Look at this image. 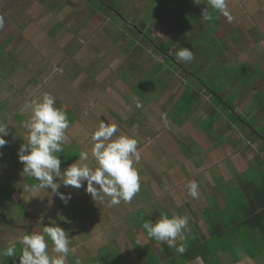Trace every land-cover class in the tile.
Masks as SVG:
<instances>
[{
	"label": "rangeland",
	"instance_id": "obj_1",
	"mask_svg": "<svg viewBox=\"0 0 264 264\" xmlns=\"http://www.w3.org/2000/svg\"><path fill=\"white\" fill-rule=\"evenodd\" d=\"M229 1L227 0L228 5ZM233 3L236 8L228 7L233 17L229 22L227 18L211 9L207 5V0H201L200 4L194 3L193 0H161L160 2L158 0H0V17L3 18V26L0 27V121L6 122L10 128V135L5 137L8 143L0 149V152L9 158L11 151L16 152L15 150L25 142L23 138L28 135V130L24 127V122L31 116L30 110H26L25 105L33 99L42 98L45 93L53 92L56 106L69 105L74 116L77 117L75 119L68 116L70 127L67 134L75 139L79 150L90 153L93 146L91 133L98 128L102 117L106 116L102 111L98 114L101 119L96 118L93 112L95 105L92 104L96 100V95L100 93L99 89L108 86L109 90H113L110 101L119 106L125 103L127 107L131 106L130 110L144 113L142 115L144 121L150 122L151 130H154V133H151L149 129L138 127L136 123L126 125V128L118 126V133L131 137H134V134L141 136L134 137L138 141L137 148L141 156L139 162L134 164L141 177L140 185L148 183L149 173L153 172L155 175L156 170L159 175L162 167L168 170L173 168L175 171L171 172L170 179L174 192L167 193L168 204L172 206L169 205L168 210L174 215L188 216V227L183 232L185 238L193 232L197 233V227L195 229L190 223L199 222V225H202L203 220L206 222V219L212 218L216 205L231 206L234 204L230 201H239L229 192V187L233 184L240 185L243 178L252 175L256 177L257 161L264 156V0H233ZM102 4L105 6H99ZM93 6L100 7L101 10ZM205 8L212 13L214 17L212 21L202 19ZM186 20L189 21L188 24ZM43 23L47 25V35L37 34L35 30H31L32 27L43 28ZM81 30H84L88 36L79 34ZM68 31H72L71 36L67 34ZM46 41L50 43L57 41V44L64 42L63 45H67L69 51L73 52L75 49L80 52L79 56L73 58H86L88 64L92 60L103 68L102 80L77 81L78 86L81 87L78 96H88V111L84 108L87 102H82L83 98L79 101L74 100L77 94L75 85H72L73 89L60 84L53 87V82L42 81L40 85L35 86L37 89L32 95L28 91L25 98L19 95L25 87L27 88L29 82L26 79L14 80L16 82L13 81V84L11 78L23 71L24 61H29L35 55L36 49L40 47L37 43L41 45ZM79 41L84 44H80ZM104 44L108 46L102 50L104 53L101 54L100 51L95 56L96 48L104 47ZM182 47H188L194 53L192 61H177L176 53ZM89 50L94 53H89ZM167 56L172 57L175 62L172 58L171 62L165 59ZM110 58H113L114 62ZM112 73L117 77L116 81L113 80ZM30 87L33 89L31 85ZM209 88L215 92L223 90L220 95L224 97V101L219 102V99L211 101L210 92L205 93V89ZM194 92L200 95L201 105L193 109L192 114L184 112L185 101ZM133 97L139 98L143 105L141 108L136 107ZM225 101L232 106L227 108ZM101 102L103 103L102 99ZM217 102L221 107L216 108L219 106ZM108 104L112 105L111 102ZM213 109L216 112L211 113ZM233 111L240 118L233 117ZM15 112H18L16 117ZM21 115L24 117L23 124L16 129L14 122L19 120ZM109 119L108 116L105 117V120ZM231 121L234 122L233 127L227 129ZM206 124L214 126L209 132L210 135L203 132L202 137L199 126ZM152 136L158 137L157 140L154 139V143L146 139ZM218 138H221L220 142H225H222L220 147H218L220 145ZM188 142L194 144L189 145ZM184 153L192 158L186 159ZM227 155L239 156L241 165L243 161H247L248 165L243 166L241 174L245 173L249 164L252 165L241 179L239 175L231 176L229 164L224 160ZM169 156H172L173 162ZM214 156H221L222 161L214 165L213 163H217ZM70 157L64 153L60 159L66 161ZM2 159L0 157V165L4 162ZM176 161L174 167L173 163L175 164ZM18 162L19 158L13 164ZM84 163L89 165L93 163L95 166H91L96 167V162L91 158ZM20 165L21 169L14 166L17 168L14 170L0 167L1 187L5 184L15 185L12 179H19L18 174L23 169V164ZM219 165L221 170H218ZM259 167L264 168V164L263 166L262 163L259 164ZM212 168H215L214 177ZM193 180L199 184V197L195 199L188 195L186 187L187 183ZM215 180L219 182L217 186L219 189L213 192L210 191L212 190L210 185L213 186ZM257 182L262 183L258 179ZM35 183L37 181L33 178L26 177L23 186H31ZM83 187L86 189V184ZM83 187L80 189L71 187L70 190L59 191L65 194L79 193ZM25 191L24 196L20 198L21 202L25 200L27 204H37L44 211L47 222L54 220L53 222L56 221L61 226L57 219L60 212H57L53 219L48 220L50 215H53L51 209L54 206L60 209L62 228L67 230L71 227L73 230L71 231L74 232L69 236L70 248H73L75 253L79 252L78 257L84 254L80 257L85 260L83 264H183L189 259V253L183 256L177 251H172L176 249L171 250L166 243L157 242L155 239L153 243L152 238L139 224L141 213L137 214V219L132 211L125 212L123 214L125 219L123 218L121 222L117 220L121 229L119 234H125L126 239L121 238L124 241L120 242H114L113 239L104 240L100 244V246L104 245V248L100 249L99 242H95L90 232L89 235L86 232L89 229V220L87 223L82 222L85 221L86 215L89 219L102 217L101 222L93 226L94 229H100L109 223V218L105 214L109 210L111 217L115 219L116 214L118 215L116 212L118 206L104 204L106 201L109 204V197L97 199L96 201L101 204L97 206L91 195L84 190L80 193L81 197L65 205L58 195L51 194L50 189L42 190L41 194L32 193L26 187ZM140 191L143 192L142 188ZM44 194L47 200L43 198ZM12 197L11 195L10 198ZM52 199L57 202L54 206L48 205V202L54 204L51 202ZM135 199L134 196L131 202L121 201L120 208L128 210L127 207L134 204ZM2 204L0 195V206ZM208 204L210 210L205 217L202 212L208 208ZM3 205L4 208H0V250L8 246L5 234L8 235L10 229V236L13 234L11 240H16L17 255H19L22 245L20 247L17 238L36 230L33 229L32 220L27 218L40 214L37 209H30V214L26 208L22 212L12 199H7ZM178 208H181L182 213H177ZM222 211L228 220L241 219L246 213L228 206L226 211L224 209ZM76 212L79 213L76 219L79 223L78 228L71 225L69 218ZM168 216L171 218L172 215ZM20 221L23 223L18 224L17 222ZM37 225L39 226L37 230L43 228V224ZM135 225L140 230L135 231ZM204 235L205 233H202L198 236ZM111 237L114 236L111 234ZM48 243L50 250L52 243L50 240ZM179 243L177 238V244ZM244 243L243 236L233 241L235 246H239L236 249L238 254L248 248V243ZM151 245L154 246V250ZM203 247L206 251L207 246L203 244ZM224 247L229 249L230 244L226 243ZM85 251L89 254V258H86ZM171 256L173 258L170 259ZM10 262L19 264V257L0 255V264H11ZM71 262L72 257L69 255L67 264ZM213 264L217 263L213 261Z\"/></svg>",
	"mask_w": 264,
	"mask_h": 264
},
{
	"label": "crops",
	"instance_id": "obj_2",
	"mask_svg": "<svg viewBox=\"0 0 264 264\" xmlns=\"http://www.w3.org/2000/svg\"><path fill=\"white\" fill-rule=\"evenodd\" d=\"M232 2H233V0L229 1L228 7L229 8L231 7L232 9L236 8V7H234L235 6L234 3L232 4ZM252 3H253V1H252ZM71 13H72V11H71ZM76 14H77V11H76L75 15ZM97 16H99V14ZM46 26L47 25L43 23V25H42L43 28L39 29L38 27H32L31 30H35L34 32L37 34L47 35L48 33H47ZM44 30H45V32H43ZM71 32L72 31H68L67 34L69 36H71ZM79 34H83V36L84 35L88 36L84 32V30L79 31ZM79 42H80V44H84L81 41H79ZM63 43L64 42H60L57 44V41L53 42V43L46 41V43H44V44L42 43L41 45H39L37 43V45L40 47H38V49L34 48L37 50L34 53L35 59L33 56L32 58H30L29 61H27V62L24 61L23 63H24L25 68L19 74L13 75V77L11 78V81L13 82L14 80H25L26 79L27 82H29V83H27L28 84L27 88L25 87V89H23L22 93L20 92V94H19L20 96H22V98H25L27 91L32 95L33 92L37 89V87H35V86L40 85V82H42V81L53 82V84H54L53 87H56L58 84H60V85H65L67 87H71L73 89L72 85H75L76 87H74V88H75V91L77 92V94H75L74 100L79 101V99L83 98L82 102L83 101H84V103L87 102V103H85L86 107H84V108L87 109V111H88V107H89L88 101H87L88 96H86V97H79L78 96V92L80 91L81 87L78 86L77 81L79 79L82 80V82H84L83 80H85V82H87V80H92V81L102 80L103 79L102 75H104V72H102L103 68H100L101 66H99V65L97 66L96 62L94 63V62H92V60H91V62L89 61V66H88V62L85 61L86 58L85 59L84 58H73L75 56H79L80 52L78 50H75V49L73 50V52L69 51V49H68L69 47L67 45H63ZM87 43H89V40ZM107 47L108 46L106 44H104V47H97L96 50L94 51L95 53L97 52V54L95 56H97L100 51H102L103 49H106ZM67 51H68V53H67ZM94 52L90 51L89 53H94ZM103 53L104 52L102 51L101 54H103ZM69 55H71V56H69ZM69 59H73V60H69ZM95 59H98V61H101L98 57H95ZM110 59L114 62L113 58H110ZM17 64H18V62H17ZM112 74H114V73H112ZM113 80L114 81L117 80V77L115 76V74L113 76ZM14 82H16V81H14ZM14 82H13V84H14ZM30 85L32 86L33 89H31V87L29 88ZM107 87L106 88L103 87L102 89L101 88L99 89L100 93H98V95H96L97 96V97H95L96 100H94V102L92 104V106L95 105L93 112H94V115L96 118L98 117L101 119V116H98V114L103 111L106 114V116H108L110 118L108 121L111 120V122L115 123L117 126H120V127L125 126L124 128H126V125H131L132 123H136V124H138V127L147 128L150 130L151 133L152 132L154 133V130H151V128H152L151 125H149L151 123L148 121L147 122L144 121V119L142 117V115L144 113H138V110H135V111L130 110V109H132L131 106L127 107L125 105V103H123L122 106L121 105L119 106L118 104H114L112 102V100L110 101V99H111L110 95H111V93H113V90H111V89L109 90V88H107ZM7 91H8V89H7ZM51 94L53 95V92H51ZM7 95H8V93H7ZM34 95H35V93H34ZM33 97H35V96H33ZM101 99L103 100V103L101 102ZM6 102H7V100H6ZM109 102H111L112 105H109L108 104ZM7 104H8V102H7ZM59 107H62L64 109L67 108L66 109L67 115L71 118H75V119L77 118L76 116H74V113L71 111L69 105L68 106H61L60 105ZM97 107H98V109H97ZM17 113L18 112H15V114H14L15 117H16ZM135 114H137V116H135ZM106 116H103L102 120L107 121V120H105ZM20 117H21L20 118L21 121H19L20 119L19 120L17 119L14 122L15 123L14 128H16V129L20 128V125L23 124V118L24 117L22 115ZM201 126L202 125L199 126L201 128V131H202L200 133V135L203 137V135H204L203 132L205 134L210 135L209 132L212 130L214 125L210 128V130H207L205 125H203L202 127ZM227 129H228V127H227ZM118 130H119V128H118ZM155 133H157V132H155ZM120 134L121 133L117 132L115 135H120ZM67 135L69 137V142L67 145L64 146V152L60 153L58 155H60V158H61V156L64 153H67L68 156H71V157L69 159H67L66 161L62 160L61 171L66 169L68 167V165L75 162L78 159L79 153L81 152V150H79L78 144L75 143V139L73 137H71V135H69V134H67ZM134 137H141V136H136L134 134ZM199 138H200V136L198 137V139ZM146 139H149V141H152V143H154L155 140L158 139V137L152 136V137H148ZM217 140H218V142H220L221 138L220 139L218 138ZM222 142L219 143L220 145L218 147H220L223 143H225V142H223V143ZM188 144L193 145L194 143L190 144L188 142ZM15 151L16 152H14V150L11 151V154H12V152H13V154H12V156L10 154L9 158H8V156H6V154H3L4 159H2V161H4V162H1L0 167L2 166L3 168H7V169L11 168L14 170V169H17L14 166H17L18 169H21L20 162H18V164H13L18 159V155H17L18 149ZM224 155H226V154H224ZM3 156H2V158H3ZM65 157H67V156H65ZM184 157L188 160H189V158H192V156H190V155L189 156L186 155ZM169 158L173 162L172 156H169ZM224 158H225L224 160L226 161L225 163L229 164V171H230L231 176L236 177L237 175H239L240 179L242 178L243 175H245V173H247L250 170L249 168L252 166L251 164H249L250 166L244 171L245 173L241 174V173H243V172H240V171H242L243 166L245 164L248 165L247 161H243V163L241 165L242 161L239 159V156L238 157H232V156L229 157L227 155ZM214 159L217 162V163H213L214 165H216L222 161L221 156H219V157L214 156ZM263 159H264V156L261 158V160H263ZM167 161H169V160H167ZM235 161H236V163H235ZM225 163L223 166H225ZM176 164H177V161L175 164L173 163V166L175 167ZM263 164H262V166H263ZM91 165H94V164L91 163ZM91 165H89V166L92 167ZM240 165H241V167H240ZM220 167H221V165L218 166V170H221ZM258 167L259 166L257 165V169L255 170L258 173V175H256V177H255V175H252L251 177L243 178L240 181V185L233 184L232 186L229 187V192L235 198L239 199V201L238 200H232L230 202L234 205H231V206L230 205H223L222 207H224V208H222L220 206V204L215 206V209H214L215 211L213 212L212 219L214 218L213 220L218 223L219 227H220V225L223 224L224 229H226L228 232L224 236L225 241L216 240L220 243H218V242H217V244L214 243L215 252H216L215 256H214V258H215L214 262L217 264H264V215L261 216V219L258 218L256 221L252 220V223L250 225L244 224V222L246 221L247 215H249V212L251 209H253L255 203L253 204V200L250 199L251 197H248L249 188H248V192H247V189H245L243 187V185L255 183L258 186H260L261 189H264V168L263 167L258 168ZM166 171H167V173H166ZM173 171H175V170H173V168L168 170V169H164L162 167V172L159 175H157L156 170H155V175H153V172L149 173L150 178H148V183L146 185H143V186L140 185V190L142 188L143 192L139 191L135 195V198H136L135 203L132 205H129L127 207L128 210L120 208L121 207L120 204L116 205V206H118V207H116L118 209V211L116 209H114V210H116V212L118 213V215L116 214V216H115L117 219L116 218L114 219L111 217V211L110 210L108 212H106L105 214H106V217L109 218V223H106L100 229H94L93 226H95L97 223L101 222L100 218H102V217H99V219L97 217L94 219H89V216L86 215V219L82 223H87V221L89 220V229H88V231H86L88 233V235L90 232L91 237L93 239H95L94 241L99 242V246H100L101 242H104V240L113 239L114 242L124 241L126 239V236H125V234L124 235L119 234L121 229L117 223V220L121 222V220L123 218L125 219V216H123V214H125V212L129 213V211L134 212L137 219H138L137 214L141 213V216H140L141 220L140 221L138 220L139 224L141 226L147 220H151V221L155 222L158 219L160 213H166L167 215L171 214L173 216L174 213L171 211L169 212V210H168V207L170 204H168V198H167L169 195V194H167L168 191H170L171 193L174 192V186L172 184V180L170 179L172 177L171 172H173ZM212 171L214 172L215 168H212L211 172ZM21 173L18 174L19 179H12L15 182L14 183L15 185H13L12 184L13 182H11L12 185H7V186L10 187V192H11V195L13 196L12 198L14 199V202L20 206L19 208L22 209V212H23V209H25V208H26V211L28 212V214H30V212H29L30 209H37L38 210L40 215L31 216L30 218H27V220L28 219L32 220L31 224H34L33 229L35 228L37 230V228H39V226L37 224H43V227H44V225H48L49 222H47V220H46V217L44 215V211L41 210L37 204L36 205H31L30 203L27 204V202L25 200L23 202H21L20 198L22 196H24L23 195L24 193H26L25 187L27 186V185L23 186V181H24V179H26V177H24ZM212 175L214 177L216 175L215 172ZM257 179L260 180L262 183L258 184ZM209 183H210V181H209ZM184 184H182V185H184ZM218 185H219V182H217L215 180L214 185L213 186H212V184L210 185V187L212 189L210 191L214 192L215 189H219V188H217ZM26 188H28V187H26ZM67 189L70 190L71 186H69V187L61 186L59 190H67ZM183 189H184V187H183ZM84 190H85V188L83 187L79 193H75V192L71 193L70 192L71 195H73L71 200H75L79 196L81 197L80 193ZM41 191L39 192L40 194H41ZM219 192H221V191H219ZM253 194L257 198V201H259V200L261 201L264 199V194H262V193L253 191ZM43 198H45L47 200L46 194H44ZM1 200L3 201V199H1ZM240 200H242L243 202H241ZM233 201H236V203H233ZM51 202H54V204H49V202H48V205L54 206L55 204H57L55 199H52ZM107 202L108 201H106L104 203L106 206L109 205ZM94 204L97 206L98 205L101 206V204L98 201H95ZM105 205H103V206H105ZM227 206L231 207L233 209L240 210V211H246V213H245V215L244 214L242 215L241 219L234 220L233 218H231L228 220V218H226V215H224L223 211H222V209H224L226 211ZM170 207H172V206L170 205ZM119 210H121V211H119ZM209 210H210V208H209V204H208V208L206 210H204L202 212V214L205 215V217H206L207 211H209ZM263 210L264 209H262V211ZM51 211H52L51 214H53V215H50L48 220L53 219L54 215L57 212H60L59 215L57 216V219L60 222L61 227H62L63 221H62V217H60L61 216L60 215L61 214L60 209H57L54 206L51 209ZM145 211H147V212L145 213ZM177 213H182L181 208L177 209ZM202 214H200V215H202ZM78 215H79V213L76 212L72 216H69L70 221H71V225L74 228L79 227V223L76 220ZM143 215L145 216L144 219H143ZM184 215H186V214H184ZM200 217L202 218V216H200ZM37 220H39V221H37ZM211 221H212L211 218L209 220L206 219V222H204V220H203L202 225H199V222H197L195 224L190 223V224H192V226L195 229L197 227V233L193 232V234H191L190 236L185 238L184 246H185L187 240L189 238H192L194 235L197 237V240L200 242L204 241L203 237L204 238L209 237V239H210V233L208 230V228H209L208 225L210 224ZM17 223L21 224V223H23V221H20ZM107 225L110 227H108ZM90 226H92V227H90ZM199 226H200V228H199ZM249 227L252 230L249 229ZM41 229L42 228H40L39 230H41ZM71 230H72L71 227L66 230L68 232L69 236L74 234V232H72L73 230L72 231ZM98 230H100V231H98ZM138 230H140V228H137V226L135 225V231H138ZM189 230H191V229H189ZM29 231H31V230H29ZM202 233L203 234L205 233V235L203 237L198 236L199 234H202ZM26 234H29V232H27ZM111 234L114 237H111ZM12 236H13V234H11V236H10V229H9V234L8 235L5 234V237L7 240L6 243H8V245L12 241L11 240ZM239 236H243L245 239V243H248V248H246L244 250V252H242L241 254H238L236 252V249L239 246H235L233 244V241ZM121 238H124V240H121ZM152 240L154 243L153 238H152ZM151 243H152V241H151ZM226 243L230 244L229 249L224 247V244H226ZM20 247H21V245H20ZM101 247L104 248V245L100 246V249L103 250V248H101ZM120 247H122V246H120ZM117 248H118V246H117ZM151 248L154 250V246L151 245ZM71 249H72V251L69 254L72 257L71 264H83L85 262V260L81 259L80 257L82 255L84 256V254H81L80 257H78L77 254L79 252L75 253V251H73V248H71ZM171 250H172V248H171ZM172 251H176V250H172ZM49 252L51 253V249L49 250ZM85 252H86V258L87 257L89 258V254L87 253V251H85ZM51 254H55V253H51ZM175 254H177V253H175ZM198 256L199 257L196 260H194L192 262H187V263L183 262V264H208L207 261L205 262L203 260L204 255H198ZM169 258L171 259L173 257L171 256ZM210 264H211V261H210Z\"/></svg>",
	"mask_w": 264,
	"mask_h": 264
},
{
	"label": "clouds",
	"instance_id": "obj_3",
	"mask_svg": "<svg viewBox=\"0 0 264 264\" xmlns=\"http://www.w3.org/2000/svg\"><path fill=\"white\" fill-rule=\"evenodd\" d=\"M200 4L201 0H193ZM207 5L215 10L229 22L233 17L228 8L227 0H207ZM202 19L212 21L214 19L208 8L203 10ZM3 26V18L0 17V27ZM177 61L190 62L194 59V53L188 47L180 48L176 53ZM137 108H141L138 97H133ZM30 110L31 116L24 122L28 135L23 138L17 151L19 162L23 164L22 175L31 177L37 183L26 186L32 193L41 190H51L52 195H58L59 199L67 205L71 199V193L60 192L61 186L80 189L86 184V193L90 194L94 201L109 197V206H116L124 202H131L140 191L138 169L134 166L141 156L138 151V141L127 134L114 135L118 126L101 119L98 128L91 133L92 148L81 151L78 159L61 171L62 160L60 153L64 152V146L68 144L67 130L70 127L66 109L56 106V97L50 93L43 94L42 98L33 99L25 105ZM10 135V128L6 122L0 121V149L8 141L5 137ZM3 153L0 152V157ZM93 159L96 167H90L84 163ZM188 195L192 198L199 197V184L195 180L186 185ZM188 216L173 215L171 218L166 213H160L158 219L153 222L147 220L143 223L150 238L157 242L166 243L168 247L175 248L180 254L186 251L183 232L188 227ZM50 221L41 230H34L17 238L22 248L17 255L16 240L0 250V255L5 257H19V264H67V258L72 251L68 232L59 224ZM179 238V245L177 244ZM52 243L51 254L49 243Z\"/></svg>",
	"mask_w": 264,
	"mask_h": 264
},
{
	"label": "trees",
	"instance_id": "obj_4",
	"mask_svg": "<svg viewBox=\"0 0 264 264\" xmlns=\"http://www.w3.org/2000/svg\"><path fill=\"white\" fill-rule=\"evenodd\" d=\"M158 1L160 2L161 0H158ZM99 6L104 7L105 4H102V5H99ZM93 7L95 9H98L99 11L101 10L100 7H96V6H93ZM108 8L110 9L109 5H108ZM188 22L189 21L186 20V24H188ZM222 45H223V48H224L225 47L224 42H223ZM96 54H97V52L95 53V55ZM165 59H168L171 62V57H165ZM174 66H175V64H174ZM232 85H234V84H232ZM212 90L213 89H211V88L205 89V93L210 92L211 101H213L214 99H216V100L219 99V102L220 101H224L223 100L224 97H221V95L223 93V90H221L220 92H215V91H212ZM199 98H200V95L199 94H197L196 92L192 93V95H190L188 97V100L185 101V106L183 108V111L184 112H191V114H192L193 113V109L198 108L201 105V102L199 101ZM219 102H217V104H219ZM225 103L227 104V108H228V106H229V108L232 106V104L231 103L229 104V102L227 103L225 101ZM217 107H221L220 104H219V106H216V108ZM214 112H216V111H214V109H213V111L211 113H214ZM233 117L240 118L239 116L236 115L235 111H233ZM230 123H231V125L228 127V129L231 128V126L233 127V124L232 123H234V122L231 121ZM205 127L207 128V130H210V128L212 126H210V124H206ZM258 138L262 139L259 136H258ZM263 146H264V144H263ZM261 162L263 164L264 163V160H259L258 159V161H257L258 166H259V164H261ZM243 187L245 189H247V192H248V188H249L248 197H251L250 199L253 200V204L255 203L253 209L250 210L249 215H247L246 221L244 222V224H249L250 225L252 223V220H255L256 221L258 218L261 219V216L264 215V210L262 211V209H264V199L261 200V201L260 200L257 201V198L253 194V191L264 194V191H263L264 189H261V187L258 186L255 183L247 184V185L244 184ZM0 192H1L0 193L1 199H3V204L6 203V200L7 199H9V200L12 199L13 202H14V199L13 198H10V196H11L10 187H8L6 184L3 187L0 186ZM4 198H6V200ZM3 204H2V206H0V208H4V205ZM211 220L213 222L211 221L210 224L208 225V227H209L208 230H209V233H210V239H209V237L208 238L207 237H205V238L203 237L204 241L203 242H200V241L197 240V237L194 235L192 238H190L189 240H187V242L185 244L186 251L183 254H181V255L184 256V254H188L189 253V259H187V260L184 259L185 260L184 261L185 263L192 262V261L196 260L199 257L198 255H204L203 260L205 262L207 261V263L210 260L211 261V264H213V261L215 260L214 256H215V253H216L215 252L214 243L217 244L218 241H225L224 240L225 239L224 236L228 232H227L226 229H224L223 224L220 225V227H219V225H218L217 222H215L212 218H211ZM216 240H218V241H216ZM218 243H220V242H218ZM203 244H205L207 246V250L206 251H204V249H203L204 248L203 247ZM212 250H214V251H212ZM209 253H211V255ZM11 264H14V263H11Z\"/></svg>",
	"mask_w": 264,
	"mask_h": 264
},
{
	"label": "flooded vegetation",
	"instance_id": "obj_5",
	"mask_svg": "<svg viewBox=\"0 0 264 264\" xmlns=\"http://www.w3.org/2000/svg\"><path fill=\"white\" fill-rule=\"evenodd\" d=\"M167 57H169V56H167ZM172 58V57H171ZM173 59V58H172ZM174 60V59H173ZM174 62H175V60H174ZM88 66H89V64H88ZM125 86H126V84H125ZM130 92H132L131 90H129ZM3 159H4V156H3Z\"/></svg>",
	"mask_w": 264,
	"mask_h": 264
}]
</instances>
